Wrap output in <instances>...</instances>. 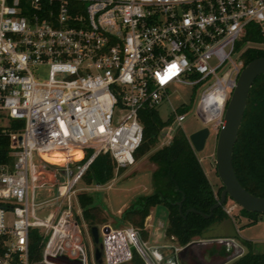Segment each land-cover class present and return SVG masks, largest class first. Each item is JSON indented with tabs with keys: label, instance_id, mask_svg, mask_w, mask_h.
<instances>
[{
	"label": "built area",
	"instance_id": "built-area-1",
	"mask_svg": "<svg viewBox=\"0 0 264 264\" xmlns=\"http://www.w3.org/2000/svg\"><path fill=\"white\" fill-rule=\"evenodd\" d=\"M250 22L264 38V0H0V118L23 119L10 132L12 159L0 162V264H97L75 193L88 164L99 153L116 171L132 164L143 139L140 110L157 108L173 84L200 89L196 112L219 128L242 53L264 49V41L237 47ZM187 106L171 108L165 144ZM52 151L65 159L48 160ZM45 174L64 177L48 184ZM43 187L55 194L37 200ZM103 235L138 244L145 264H177L183 246L157 253L133 226Z\"/></svg>",
	"mask_w": 264,
	"mask_h": 264
},
{
	"label": "trees",
	"instance_id": "trees-1",
	"mask_svg": "<svg viewBox=\"0 0 264 264\" xmlns=\"http://www.w3.org/2000/svg\"><path fill=\"white\" fill-rule=\"evenodd\" d=\"M246 41H264L258 25L254 22L247 24L246 32L237 42V47ZM241 56L246 65L251 60L264 56V49L248 47ZM172 118L173 114H170L168 118L162 119L156 108L144 107L140 110L143 139L135 156L138 152H148L157 143L161 129L170 123ZM22 125V118H10L8 124H0V162L12 159L10 132L19 131ZM148 159L154 164L151 172L154 188L131 202L123 211L124 218L136 226L143 227L150 207L164 204L167 207L165 233L168 237L172 236L178 244L184 245L194 237L201 236L213 222L228 215L224 208L227 200L216 206L208 217L196 211H187L194 208L208 213L211 204L219 198L223 185L214 189L184 130L175 131L170 142L151 151ZM232 164L241 184L250 192L264 196V73L258 75L250 87L233 146ZM114 169L111 156L108 153H99L90 161L82 177L87 182L105 183L114 176ZM77 197L84 220L89 223L99 220L100 210L93 205L92 195L80 192ZM179 200L182 213L178 210ZM240 211L249 218L248 222L255 221L260 215L259 212L248 211L243 207H240ZM242 242L246 250L227 264H264V251L255 250L250 240L243 239ZM219 249L224 258L226 251L216 245V242L211 243L206 258ZM39 253L38 240L32 237L30 256L33 259L38 258ZM129 263L144 264V260L139 252L134 250Z\"/></svg>",
	"mask_w": 264,
	"mask_h": 264
},
{
	"label": "rangeland",
	"instance_id": "rangeland-1",
	"mask_svg": "<svg viewBox=\"0 0 264 264\" xmlns=\"http://www.w3.org/2000/svg\"><path fill=\"white\" fill-rule=\"evenodd\" d=\"M46 70L42 69V75L45 76ZM200 95V89H195L192 85L188 84H173L170 86L169 95L165 98L158 106L157 110L162 119L168 118L170 115V110L172 107H179L182 103L190 105V110L187 113L186 118L181 122V125L178 126L175 122L172 123L173 133L180 129L184 130L188 135L189 132L195 130L203 125H208L210 127V134L206 139L203 149L196 151L197 155L201 157V164L206 172L207 177L212 183L214 189L220 186L221 180L217 175L215 167V143L216 136L218 132V127L214 123H205L202 121L198 113L196 112L197 101ZM0 124H7V120L0 118ZM164 128V127H163ZM165 144V138L161 136L158 138V141L151 149L146 153H137L135 160L132 164L120 167L116 174L106 181L105 183L97 186L94 182H87L84 177H81L79 182L76 184V195L80 192H86L92 195L93 205L97 206L100 210V219L94 222L99 228L107 223H111L113 227H124L126 225H134L131 221L123 217V211L127 208L131 202H133L139 195L148 193L153 190L151 172L154 167V164L148 159V154L155 150L158 147H161ZM88 153V151H87ZM200 160V159H199ZM64 176L62 174H57L54 178L50 175H44L42 178L49 183L62 179ZM55 187H50L49 190L46 187L39 188L37 193V200L43 198H48L51 195L55 194ZM78 198V197H77ZM234 203L235 209H233L229 214L236 218V223L241 226L244 220L242 213L240 211V205L237 204L232 198L228 197L224 208ZM48 203L43 204L38 208V214H42V211L47 208ZM155 219L156 221L163 222L164 225L167 224V207L164 204H157L155 206ZM264 214V213H259ZM258 215V217L260 216ZM82 233L84 239L86 240L89 247H92L90 242V233H89V222L82 218ZM136 226V225H134ZM213 226V225H212ZM208 228H211L210 226ZM162 229V228H161ZM207 230L205 233L207 234ZM211 233H218L213 231ZM172 238V237H171ZM197 237H194L192 240H196ZM90 240V241H89ZM160 242L170 243L172 240L167 236H162L159 239ZM216 245H218L216 243ZM131 250H135L134 245H130ZM213 247V246H212ZM235 252V251H233ZM234 259V258H233ZM233 259L225 262L224 264L229 263ZM121 264H130L128 260L123 261Z\"/></svg>",
	"mask_w": 264,
	"mask_h": 264
},
{
	"label": "water",
	"instance_id": "water-1",
	"mask_svg": "<svg viewBox=\"0 0 264 264\" xmlns=\"http://www.w3.org/2000/svg\"><path fill=\"white\" fill-rule=\"evenodd\" d=\"M264 73V56L255 58L248 62L240 71L236 85L231 91L227 104L223 112V124L219 127L216 143H215V167L218 177L223 185L220 190L219 198L211 204L209 212L189 208L187 211L192 210L208 217L212 214L213 209L225 202L228 197L232 198L237 204L248 211H255L264 213V196L256 195L247 190L237 178L233 164H232V152L234 142L237 137L239 126L243 117V113L246 107L247 97L249 94L250 87L254 79ZM210 134V127L203 125L195 130H192L188 134V139L195 151L203 149L206 139ZM20 138V136H18ZM179 213L181 211V200L177 201ZM108 225L106 228L100 229L97 224H89V233L93 243V254L95 260L101 264L103 262V255L106 254V238L100 236L101 233L107 232ZM120 236V235H118ZM196 240H190L182 246L180 254L186 252L188 247ZM128 245V242L126 241ZM141 255L148 260V256L145 251L138 244L136 245ZM242 253V248L238 251L229 253L221 261L216 264H224L225 262L237 257ZM130 256V252L129 255ZM107 262L112 263L111 258Z\"/></svg>",
	"mask_w": 264,
	"mask_h": 264
},
{
	"label": "crops",
	"instance_id": "crops-1",
	"mask_svg": "<svg viewBox=\"0 0 264 264\" xmlns=\"http://www.w3.org/2000/svg\"><path fill=\"white\" fill-rule=\"evenodd\" d=\"M199 159L201 161V157H199ZM116 172L117 171L114 169V174H116ZM101 184H103V183H101ZM144 194H146V193H144ZM156 205H153L150 207L149 213L147 214V216L144 219L143 227L134 226L132 224L126 225L124 227H113L111 223H107V224L102 225L100 227V229L105 228L106 225H109L113 229H121V228H126L128 226L136 227L139 231L140 239L145 241L146 245L150 246L151 249L157 253L168 255V250H166L163 247L166 244H178V243L174 240V238L172 236H171L172 238L169 237L172 240L170 243L159 241V239L162 236H167V235L165 233L166 225H164L163 222H161V221H156V219H155V215H154L155 209L154 208ZM235 207L236 206H233L231 208L230 212L233 209H235ZM227 214L228 215L221 218L220 220L213 222L210 225L211 228L205 229V231L206 230L208 231L207 234H202L201 236H198L196 238L195 243L208 250L209 248H211V243L216 242L220 248L225 249L226 255H228L229 253H232L233 251H238L239 248H242V252H244L246 250V246L242 242V240L246 239V240H250L252 242L255 250L264 251V214H261L253 222H248L249 218L246 215L242 214V217H244V220H243V223L241 226H239L236 223V220H237L236 218L231 216L229 213H227ZM205 231L203 233H205ZM213 231H216L218 233H211ZM104 236H106V235H103V237ZM90 240H91V236H90ZM126 241H127L126 237H124L123 235H120L117 238L113 237L111 239H107L106 240L107 251H106V254L103 255V262L101 264H121V263H123V261H126V260L129 261L131 256H132V252H133L131 250V247H130V245H132V244L128 243V245H127ZM90 242L92 243V240ZM135 250L138 251L137 247H135ZM129 252H130V256H128ZM110 254L114 258L111 257ZM139 254L141 255L140 252H139ZM186 256L184 257V259L187 260ZM141 257L143 258L144 264H145V262H146L145 258L142 255H141ZM110 258L112 260V263L107 262V260ZM176 259H177V261H176L177 264H182V261L184 259L181 258L180 250L176 255ZM96 263L99 264L97 261H96Z\"/></svg>",
	"mask_w": 264,
	"mask_h": 264
},
{
	"label": "flooded vegetation",
	"instance_id": "flooded-vegetation-1",
	"mask_svg": "<svg viewBox=\"0 0 264 264\" xmlns=\"http://www.w3.org/2000/svg\"><path fill=\"white\" fill-rule=\"evenodd\" d=\"M100 236H103V234L101 233ZM195 242H193L188 247L186 252L180 254L182 259H184V257L187 255V260L184 259L182 261V264H216L223 259L220 253V249L217 250L214 254L210 255V257L206 258V252H208V250L204 247L197 245ZM93 246L94 245L92 244V249Z\"/></svg>",
	"mask_w": 264,
	"mask_h": 264
},
{
	"label": "bare ground",
	"instance_id": "bare-ground-1",
	"mask_svg": "<svg viewBox=\"0 0 264 264\" xmlns=\"http://www.w3.org/2000/svg\"><path fill=\"white\" fill-rule=\"evenodd\" d=\"M71 153L73 154L72 156L74 157V158H77V159H79V158H81V156H82V151H81V149H79V148H74V149H72L71 150ZM44 156L48 159V160H50V161H52V162H54V163H61L64 159H65V154L64 153H62V152H60V151H52V152H50V153H45L44 154ZM112 242V241H111ZM109 248V247H108ZM113 251V250H112ZM111 255V254H110ZM114 255V254H113ZM111 257H113L112 255H111ZM114 258V257H113Z\"/></svg>",
	"mask_w": 264,
	"mask_h": 264
},
{
	"label": "snow or ice",
	"instance_id": "snow-or-ice-1",
	"mask_svg": "<svg viewBox=\"0 0 264 264\" xmlns=\"http://www.w3.org/2000/svg\"><path fill=\"white\" fill-rule=\"evenodd\" d=\"M173 68H175V65H173ZM168 77H165L164 79H167ZM161 82H164V80L162 79V81Z\"/></svg>",
	"mask_w": 264,
	"mask_h": 264
}]
</instances>
